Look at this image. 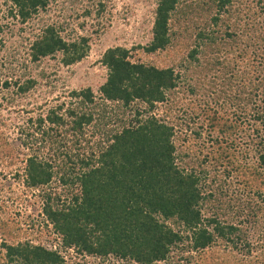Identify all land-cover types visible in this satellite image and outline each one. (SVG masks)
I'll return each instance as SVG.
<instances>
[{
    "label": "trees",
    "instance_id": "trees-1",
    "mask_svg": "<svg viewBox=\"0 0 264 264\" xmlns=\"http://www.w3.org/2000/svg\"><path fill=\"white\" fill-rule=\"evenodd\" d=\"M10 2L25 21L50 0ZM138 47L158 59H134L129 48L109 47L100 58L107 73L97 94L90 87L70 90L45 113L27 118L21 142L37 145L23 161V186L78 190L62 205L46 194L42 208L62 246L77 252L112 255L123 264H170L176 254L185 264L192 258L227 264L218 262L217 244L236 247L244 233L220 219L224 207L212 187L217 175L226 179L234 171L242 190L264 203V0H157L151 38ZM88 51L86 36L66 39L47 24L30 42L28 55L36 61L58 53L70 65ZM217 71L224 77L222 95H232L225 103L215 101L217 107L199 109L196 83ZM34 82L28 79L16 89L26 92ZM183 96L188 108L199 109L192 110L191 120L203 121L190 128L191 138L204 125L211 136L214 148L201 164L210 163L213 171L176 160L174 136L187 125L180 122L188 111ZM180 110L185 115L178 118ZM246 136L249 148L241 153L238 139ZM11 151L0 135V155ZM248 208L256 219L258 212ZM7 226L0 224V232L10 233ZM1 246L3 264H65L56 250L41 244Z\"/></svg>",
    "mask_w": 264,
    "mask_h": 264
},
{
    "label": "rangeland",
    "instance_id": "rangeland-1",
    "mask_svg": "<svg viewBox=\"0 0 264 264\" xmlns=\"http://www.w3.org/2000/svg\"><path fill=\"white\" fill-rule=\"evenodd\" d=\"M157 0H50L48 6L39 10L25 21L15 16V7L10 0H0V135L5 138L11 152L0 155V224L7 223L10 233L0 232V264L4 263V249L1 242L18 243L29 241L52 248L54 243L61 240L54 231L52 224L45 217L42 208L46 203V194L54 202L62 205L67 203L72 193L78 190H30L23 186L24 159L37 145L31 143L26 147L21 142V131L27 127V118L33 119L43 114L48 107L58 104L68 98L70 90L90 87L97 94L99 86L106 77L107 69L100 62L102 53L109 47L124 46L129 48L134 59L156 61V55H145L138 47L146 44L151 38V27ZM12 12V13H11ZM47 24L54 25L66 39L86 36L89 42L88 53L80 60L70 65L61 62L60 54L43 57L33 61L28 55L30 42L41 32ZM134 48V49H133ZM220 71L209 73L200 80V91L196 94L200 98L199 109L205 104L216 106L225 103L228 97L222 95L224 87ZM28 79H34V85L28 91L19 93L17 84ZM5 82L7 83L5 85ZM238 90V89H237ZM181 96V94H180ZM195 96V95H192ZM186 96L182 105L186 108ZM189 96V100H190ZM216 99V100H214ZM190 102V101H189ZM190 105V103H189ZM193 106V105H191ZM187 114L177 111L182 126L176 130L174 141L176 145L177 162L181 166L195 170L202 167L213 171L211 164H201L205 152L214 148L207 134L205 125L200 135L191 138L190 128L201 124V116L191 120L192 110ZM247 125V124H245ZM22 129V130H21ZM24 132V131H22ZM247 136L238 139L241 153L245 151ZM238 146V145H237ZM239 150V147H236ZM45 150V148H44ZM250 157L246 154L245 162ZM221 172L212 187L216 190L214 198L224 207L220 211V219L235 223L243 237L236 243L220 241L215 250L218 262L227 264H264V203L256 202L254 195L248 190H242L239 176L231 171L230 177L223 179ZM212 175H206L207 183ZM56 181H53V184ZM57 196V197H56ZM207 205H217V201H208ZM258 216H250L253 210ZM219 212V211H218ZM225 212V214L223 213ZM247 244L249 246L247 247ZM57 246V244H56ZM58 247V246H57ZM66 258L65 264H123L124 261L112 255L96 259L92 255L74 250L72 246L63 248ZM180 255V253H179ZM185 256V255H184ZM170 264H185L174 255ZM132 264L131 262H127ZM157 264H167L157 262ZM191 264H199L192 258Z\"/></svg>",
    "mask_w": 264,
    "mask_h": 264
},
{
    "label": "built area",
    "instance_id": "built-area-1",
    "mask_svg": "<svg viewBox=\"0 0 264 264\" xmlns=\"http://www.w3.org/2000/svg\"><path fill=\"white\" fill-rule=\"evenodd\" d=\"M56 244H57L58 247L56 246ZM62 247L66 248V249L69 248V247H66V246H62V242L60 240L58 243H54L52 248H50V249L51 250H56L62 256V258L63 257L66 258L65 252H64V250H62ZM92 257H96V259L100 260V257H97V256H92Z\"/></svg>",
    "mask_w": 264,
    "mask_h": 264
}]
</instances>
